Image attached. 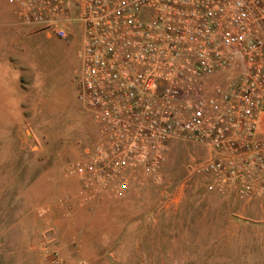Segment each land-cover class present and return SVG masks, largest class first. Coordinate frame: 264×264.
<instances>
[{"label": "built area", "instance_id": "1", "mask_svg": "<svg viewBox=\"0 0 264 264\" xmlns=\"http://www.w3.org/2000/svg\"><path fill=\"white\" fill-rule=\"evenodd\" d=\"M6 1L32 30L80 31L92 139L68 171L83 192L124 196L182 141L208 147V191L264 196V0Z\"/></svg>", "mask_w": 264, "mask_h": 264}, {"label": "rangeland", "instance_id": "2", "mask_svg": "<svg viewBox=\"0 0 264 264\" xmlns=\"http://www.w3.org/2000/svg\"><path fill=\"white\" fill-rule=\"evenodd\" d=\"M12 9L0 0V264H264V196L208 191L205 145L171 141L122 197L83 192L68 171L92 139L80 31L47 36Z\"/></svg>", "mask_w": 264, "mask_h": 264}, {"label": "crops", "instance_id": "3", "mask_svg": "<svg viewBox=\"0 0 264 264\" xmlns=\"http://www.w3.org/2000/svg\"><path fill=\"white\" fill-rule=\"evenodd\" d=\"M13 10V9H12ZM14 13L13 11H11V14ZM10 13H6V17H5V21L8 25H11L13 22V17ZM14 15V14H13ZM214 79L213 77H211V80Z\"/></svg>", "mask_w": 264, "mask_h": 264}]
</instances>
